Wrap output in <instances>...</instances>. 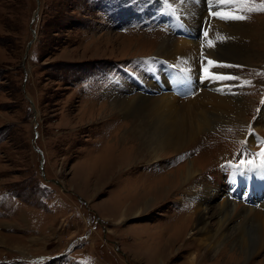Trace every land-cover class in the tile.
<instances>
[{"label": "rangeland", "instance_id": "374dc122", "mask_svg": "<svg viewBox=\"0 0 264 264\" xmlns=\"http://www.w3.org/2000/svg\"><path fill=\"white\" fill-rule=\"evenodd\" d=\"M234 4L259 33L264 0ZM162 6L161 0H0V264H187L196 249L181 252L177 245L185 241L183 219L192 205L175 187L168 199L157 192L171 187L165 177L191 160L199 176L239 165L256 169L264 161V128H254L264 110V46L253 43L245 49L261 58L230 62L227 74L216 68L218 77H234L229 95L250 109L245 126H217L192 147L151 165L133 162V152L117 144L123 118H103L104 105L123 97L119 83L134 81L139 62L157 58L168 32L182 38L172 13L159 21L141 17ZM161 70L166 85L145 74L158 92L174 79ZM252 172L239 173L235 182L224 177L225 189L238 187L242 195L250 187L259 195L264 183L253 181ZM153 197L158 205L133 215V205ZM122 210L130 216L119 218ZM176 232L180 236L173 237ZM213 255L200 264H214Z\"/></svg>", "mask_w": 264, "mask_h": 264}, {"label": "bare ground", "instance_id": "6f19581e", "mask_svg": "<svg viewBox=\"0 0 264 264\" xmlns=\"http://www.w3.org/2000/svg\"><path fill=\"white\" fill-rule=\"evenodd\" d=\"M161 5L163 6L159 11L153 7L147 13H141V17L159 21L157 20L159 16L172 13L175 15L172 17L177 21L182 38L174 37L171 31L168 35L165 34L154 55L157 58L144 61L142 64L139 62V76L132 82H120L118 93L123 97L116 95L108 100L102 113L103 118L116 115L123 118L122 124L115 129L120 134L116 140L117 144L120 145L119 147L125 146L127 150H131L134 154L132 161L141 165H151L166 157L180 154L195 145L204 132L217 126L227 127L237 124L245 126L250 109H243L242 98L229 95L232 89L229 85L230 80L218 78L216 68L219 67L221 72L227 74L226 66L230 62L240 65V63L244 64L243 60L256 61L261 58V54L251 47L245 48L252 43L259 48L264 46L263 24L260 23L259 33L253 32L244 18H235L242 16L241 10L234 3L213 5L211 9L208 0H161ZM214 12H219L220 15H215ZM258 35L259 40L254 42ZM118 39H122V35L117 36ZM163 66L168 70L166 73L176 76V79L172 80L169 92H158L152 82L153 76L158 75L166 85L161 74ZM146 72L152 73L153 76L146 78ZM229 75L231 76V73ZM188 79L192 80L191 85ZM182 92L192 96L180 100L179 96ZM125 95L127 97L133 95L135 99L125 98ZM236 128L241 134V128L237 126ZM254 128L255 131L258 130L256 132L264 128V110H261L260 116L257 117ZM123 150L122 153L126 151ZM124 154L128 157L130 155ZM106 159L104 158L105 161L108 160ZM112 159H109L110 163ZM110 163L107 162V165ZM253 166V164L233 166L227 172L224 167L219 171H210L208 175L199 176V166L196 167L195 160H191L173 174L165 175L171 187L157 186V192L162 193L165 199L172 194L174 187L177 192L183 191L185 197H189L190 201L187 202L192 205V213L185 215L183 219L186 226L185 241L177 245L181 252L196 249V252L191 253V257L186 259L187 264H198V262L200 264L207 260L211 252H214L212 256L214 264H251L253 259L261 255L263 258L259 264H264V194L261 193L263 188L258 187L260 193L258 195L248 186L247 191L240 195L238 187L235 189L231 186L229 192L224 187V177L235 182L239 173L252 171V180L259 179L264 183V165L258 164L256 169ZM237 168L240 172L236 170ZM170 171L171 169L168 172ZM145 177L146 180H150ZM141 180L139 183L142 182ZM134 184L131 183V186ZM133 187L137 189V186ZM140 195L142 197L143 194ZM159 200L157 197L142 198L133 205L131 212L135 216L143 215L158 205ZM126 213V210H122L119 218L129 215ZM175 235L180 236V232L173 233V237ZM177 246H174L175 251Z\"/></svg>", "mask_w": 264, "mask_h": 264}, {"label": "snow or ice", "instance_id": "6c2138e0", "mask_svg": "<svg viewBox=\"0 0 264 264\" xmlns=\"http://www.w3.org/2000/svg\"><path fill=\"white\" fill-rule=\"evenodd\" d=\"M209 2V7L210 9L212 8L213 5H225V4H230L236 2V0H208ZM252 10V9H249ZM261 10H264V7L261 8ZM213 14L215 15H220L219 12H214ZM235 18H243V17H235ZM207 34V33H205ZM211 63V62H210ZM218 78H223V79H234V77H218ZM262 165H264V161L261 162Z\"/></svg>", "mask_w": 264, "mask_h": 264}, {"label": "crops", "instance_id": "0c3cea01", "mask_svg": "<svg viewBox=\"0 0 264 264\" xmlns=\"http://www.w3.org/2000/svg\"><path fill=\"white\" fill-rule=\"evenodd\" d=\"M20 254H23V253H20Z\"/></svg>", "mask_w": 264, "mask_h": 264}]
</instances>
